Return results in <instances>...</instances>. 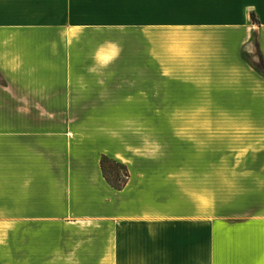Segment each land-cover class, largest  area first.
I'll return each mask as SVG.
<instances>
[{
  "label": "crops",
  "instance_id": "1",
  "mask_svg": "<svg viewBox=\"0 0 264 264\" xmlns=\"http://www.w3.org/2000/svg\"><path fill=\"white\" fill-rule=\"evenodd\" d=\"M133 2L128 18L95 0H0V264L34 245L40 260L197 264L209 236L216 264L264 254V218L262 239L227 252L204 216L207 149L229 139L251 148L264 212V75L247 60L264 64V0ZM99 32L123 37L108 58ZM102 156L127 168L123 189Z\"/></svg>",
  "mask_w": 264,
  "mask_h": 264
},
{
  "label": "rangeland",
  "instance_id": "2",
  "mask_svg": "<svg viewBox=\"0 0 264 264\" xmlns=\"http://www.w3.org/2000/svg\"><path fill=\"white\" fill-rule=\"evenodd\" d=\"M134 0H95L94 8L101 13L103 10H118L120 7L124 8V15L128 18L134 16ZM99 12H97L98 14ZM102 17V16H101ZM98 17L96 22H102ZM86 22V21H85ZM131 22V20H129ZM135 23L131 22L130 26H134ZM98 31V30H97ZM121 35L114 36L111 33L99 32L96 34V58L103 59L108 58L109 52L106 53L105 44L112 43L110 41L122 40ZM114 39V40H111ZM115 41V42H116ZM122 42V43H123ZM247 58V57H246ZM251 65L258 67L260 62L253 61L247 58ZM240 132L225 133L231 139L238 138L241 135ZM248 134V133H245ZM226 136V137H227ZM230 141V142H229ZM227 143H235L225 145L221 148H209L207 153L209 154L207 166V213L204 214L207 218V224L209 230L218 232V236H221L216 240L218 246H222V250L230 252L229 248H241L246 242L251 241V236L257 237L258 233H261V239L263 235V228L256 226L258 223L263 224L264 212L262 206L254 205L251 203V148L241 146L233 140H228ZM194 155H201L200 150L193 149ZM197 176L203 177L205 170L196 169ZM201 177V178H202ZM256 218V220H251ZM259 219V220H258ZM220 227V228H219ZM222 231V233L220 232ZM213 239L208 237V258L204 259L201 257L197 264H216V260L213 258V250L210 248V242ZM233 242V244H230ZM17 251L18 247L21 246L16 244ZM50 246V245H49ZM54 249V247H51ZM33 257L30 260L24 261L23 259L16 258L15 264H85L81 259H71L72 253H65V259H54L49 258L48 253L47 260H40L36 257L39 255L38 245H34ZM241 256V255H239ZM251 262L248 261L234 260L232 264H264V254ZM219 262L217 261V264Z\"/></svg>",
  "mask_w": 264,
  "mask_h": 264
},
{
  "label": "trees",
  "instance_id": "3",
  "mask_svg": "<svg viewBox=\"0 0 264 264\" xmlns=\"http://www.w3.org/2000/svg\"><path fill=\"white\" fill-rule=\"evenodd\" d=\"M253 21H256L254 14L251 15ZM257 70L264 75V64L260 61ZM100 168L104 180L115 190H121L127 184L129 174L127 168L106 156L100 159Z\"/></svg>",
  "mask_w": 264,
  "mask_h": 264
}]
</instances>
